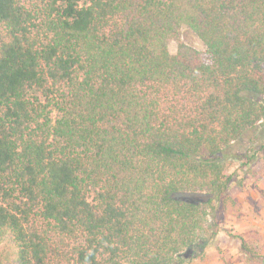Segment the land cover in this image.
<instances>
[{"label":"trees","instance_id":"16d2710c","mask_svg":"<svg viewBox=\"0 0 264 264\" xmlns=\"http://www.w3.org/2000/svg\"><path fill=\"white\" fill-rule=\"evenodd\" d=\"M263 94L264 0H0V264H184Z\"/></svg>","mask_w":264,"mask_h":264},{"label":"rangeland","instance_id":"374dc122","mask_svg":"<svg viewBox=\"0 0 264 264\" xmlns=\"http://www.w3.org/2000/svg\"><path fill=\"white\" fill-rule=\"evenodd\" d=\"M170 38L202 51L204 45L185 25ZM178 38V40H175ZM264 104V94L260 97ZM231 179L225 197L209 214L210 241L203 250L182 252L184 264H264V119L227 149ZM180 196V195H179ZM188 201L205 200V193L182 194ZM12 259L7 264H14Z\"/></svg>","mask_w":264,"mask_h":264}]
</instances>
